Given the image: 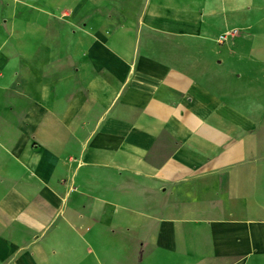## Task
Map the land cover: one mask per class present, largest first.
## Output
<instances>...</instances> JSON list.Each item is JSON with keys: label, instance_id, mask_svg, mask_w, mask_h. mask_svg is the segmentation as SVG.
Here are the masks:
<instances>
[{"label": "crops", "instance_id": "obj_1", "mask_svg": "<svg viewBox=\"0 0 264 264\" xmlns=\"http://www.w3.org/2000/svg\"><path fill=\"white\" fill-rule=\"evenodd\" d=\"M35 3L66 9L69 66L33 65L20 121L0 118V264H117L112 230L136 220L160 252L150 264H264L261 5ZM77 242L100 255L74 261Z\"/></svg>", "mask_w": 264, "mask_h": 264}, {"label": "rangeland", "instance_id": "obj_2", "mask_svg": "<svg viewBox=\"0 0 264 264\" xmlns=\"http://www.w3.org/2000/svg\"><path fill=\"white\" fill-rule=\"evenodd\" d=\"M256 5H261L262 10L256 9L254 23L257 29L264 33V0H256ZM65 12L66 9L60 5L43 6L35 3V0H0V118L11 129L20 121L15 112L23 108L24 103H20L24 102L22 94L28 90L25 81L31 77L32 66L38 67L37 72L43 69V74L69 66L68 61L60 62L57 59L58 33L62 29ZM256 40L259 42L258 46H264V39ZM47 59L51 60L50 64H47ZM260 61L264 67V55ZM262 81L264 82V78ZM257 104L264 113V93L262 100H258ZM262 119L264 121V117ZM258 120L261 121L260 118ZM9 137L11 138L7 140L8 145L13 142L14 133H10ZM262 138L264 140V134ZM71 204L78 214H90L91 198L77 197ZM136 216L143 221V215ZM107 217L108 214L105 218ZM89 225L91 226V223ZM112 231L118 241L117 264H150L148 260L160 254L157 246L152 243L146 226L137 220L133 226L120 224ZM102 235L103 242L107 243L103 244L102 249L107 252L111 245L108 223L104 224ZM97 254L100 255L89 244L84 245L82 242H77L70 250L74 261L84 255L93 259ZM88 263L92 264L93 261Z\"/></svg>", "mask_w": 264, "mask_h": 264}]
</instances>
